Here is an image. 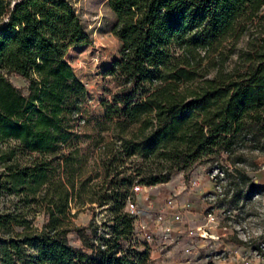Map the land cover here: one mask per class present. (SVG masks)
I'll list each match as a JSON object with an SVG mask.
<instances>
[{
    "label": "trees",
    "instance_id": "trees-1",
    "mask_svg": "<svg viewBox=\"0 0 264 264\" xmlns=\"http://www.w3.org/2000/svg\"><path fill=\"white\" fill-rule=\"evenodd\" d=\"M109 5L121 40L107 68L117 88L94 123L99 132L117 129L119 142L106 144L92 174L91 143L101 137L81 129L90 121L87 88L67 58L91 32L70 0H0V194L13 196L0 211V264H146L149 248L125 208L135 183L168 181L197 162L229 174L225 156L236 162L241 148L264 149V36L245 69L207 78L190 97L182 87L200 74L198 50L243 31L264 0ZM13 72L28 80L26 92ZM93 203L105 206V231L94 220H72L80 206L95 212ZM37 207L46 215L41 226L32 225ZM72 230L80 246L71 243Z\"/></svg>",
    "mask_w": 264,
    "mask_h": 264
},
{
    "label": "rangeland",
    "instance_id": "rangeland-1",
    "mask_svg": "<svg viewBox=\"0 0 264 264\" xmlns=\"http://www.w3.org/2000/svg\"><path fill=\"white\" fill-rule=\"evenodd\" d=\"M70 1L92 34L90 42L73 46L67 58L87 88L85 115L90 121L83 124L81 129L92 133L94 138L101 137L97 145L91 143L87 167L89 172L92 171L94 174L101 170L102 153L106 144L119 142L117 129L99 132V127L94 121L95 117L104 112L102 100L110 98L117 88L115 79L107 73V68L119 56L121 40L113 31L116 17L109 0ZM263 36L264 8L259 16L247 21L243 31L229 36L217 48L198 50L193 66L200 74L195 80L182 84L186 96L190 97L202 89L209 77L231 76L245 69L255 55ZM9 77L23 91H27L28 80L25 77L14 72L10 73ZM238 153L242 154L241 160L234 162L232 158L225 156L226 160L220 162L229 169V174L223 172L217 164L209 168L210 164L197 162L191 169L178 171L168 181L157 183L158 187L151 190L149 196L147 188L151 184L133 185L131 188L133 194L128 200L133 201L138 208L149 209L150 214L146 217L142 210L140 214H135V235L149 248L150 254L146 264H164L162 260L170 261V264L174 260L182 262V253L176 245L184 237V226L198 223L210 210L215 211L220 217V226H227V232L220 237L205 239L204 245L197 251L185 252V255H189L186 258L192 263L203 261L201 264H209L210 261L214 264H243L237 255L234 256L237 251L248 255V264H264V241H260L264 236V149L245 147ZM251 185L256 188L249 193L248 188ZM12 197L0 194V211L12 205ZM173 197L179 200L177 207H172L169 202ZM93 204L95 212L88 205L80 206L72 220L80 226L88 225L94 220L100 224L99 230L105 231L107 229L103 225L107 219L105 206ZM70 206L72 211L78 209L74 200ZM36 209L38 211H34L32 215V225L41 226L46 220V215L39 211L41 207ZM176 213L182 215L183 223L175 229V239H168L163 235V228L172 224ZM155 215H162L161 222L154 228L153 239L148 240L144 236L141 222ZM193 215L199 217L193 218ZM220 226L212 230L219 232ZM69 238L72 244L81 245L75 230L69 232ZM258 241L260 248L255 246ZM223 249L232 252V256L225 259L226 254L224 256L221 253ZM152 253L156 255L154 259ZM158 257L160 259H156Z\"/></svg>",
    "mask_w": 264,
    "mask_h": 264
},
{
    "label": "built area",
    "instance_id": "built-area-1",
    "mask_svg": "<svg viewBox=\"0 0 264 264\" xmlns=\"http://www.w3.org/2000/svg\"><path fill=\"white\" fill-rule=\"evenodd\" d=\"M158 186L156 184H151L148 186L147 191L150 194L151 190L156 189ZM185 198V197H183ZM169 202L171 203L172 207H177L179 205V200L175 197L169 199ZM126 210L133 212L134 214H140L141 208H138L135 206L133 201L128 200L126 202L125 206ZM162 218V215H155L150 220L141 222V227L144 231V236L151 240L154 236V228L157 227V225L161 222L160 219ZM183 218L180 213L175 214V219L172 221V224L170 226H166L163 228V235L168 239H175V229L182 225ZM221 220L220 217L215 213V211H208L205 213L200 221L193 225H188L186 228L187 236L190 238L187 240H184L182 242L181 250L183 252H191V251H197L200 247L204 245V240L212 237H220L226 234L227 232V226H220ZM220 226V231L216 232L212 230L213 228H217ZM201 240H196V239ZM222 254H226L225 259H228L232 256V252L225 251L223 249L221 251ZM234 255V254H233ZM238 258H240L243 262V264L249 263L248 255L240 254L239 252H235V255ZM172 264H181L180 261L174 260ZM185 264H193L188 258H186Z\"/></svg>",
    "mask_w": 264,
    "mask_h": 264
},
{
    "label": "crops",
    "instance_id": "crops-1",
    "mask_svg": "<svg viewBox=\"0 0 264 264\" xmlns=\"http://www.w3.org/2000/svg\"><path fill=\"white\" fill-rule=\"evenodd\" d=\"M157 186H158V184H156ZM147 196H149V193H147ZM139 208H141L142 209V212L144 213V215L146 216V217H149L150 216V214H149V209H147V208H144V207H139ZM151 210V209H150ZM198 216V215H197ZM196 215L194 216H192L193 218L194 217H197ZM199 217V216H198ZM151 218H148V220H150ZM185 227V232H184V237L181 239V241L179 242V244L178 245H176V248H179V250L181 251V253H182V259H183V261L181 262V264H185V259H186V257L187 256H189V255H185V252H183L182 250H181V243L184 241V240H187V239H189L190 240V238L187 236V233H186V228H187V226H184ZM194 254V253H193ZM191 255V254H190ZM156 255H155V253H152V257H153V259H154V257H155ZM156 259H160V257H158V258H156ZM201 262H203V261H194L193 262V264H201ZM162 263H164V264H170V261L168 262V261H166V260H162Z\"/></svg>",
    "mask_w": 264,
    "mask_h": 264
}]
</instances>
